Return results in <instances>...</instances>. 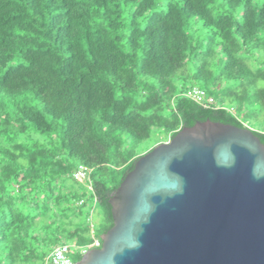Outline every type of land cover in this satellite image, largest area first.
<instances>
[{"label":"trees","instance_id":"1","mask_svg":"<svg viewBox=\"0 0 264 264\" xmlns=\"http://www.w3.org/2000/svg\"><path fill=\"white\" fill-rule=\"evenodd\" d=\"M243 105L264 120V0H0V264L51 256L63 227L91 245L142 156L197 122L244 128ZM81 166L89 228L62 216L87 204Z\"/></svg>","mask_w":264,"mask_h":264},{"label":"water","instance_id":"2","mask_svg":"<svg viewBox=\"0 0 264 264\" xmlns=\"http://www.w3.org/2000/svg\"><path fill=\"white\" fill-rule=\"evenodd\" d=\"M109 203L112 228L77 264H264V144L249 129L183 128Z\"/></svg>","mask_w":264,"mask_h":264},{"label":"rangeland","instance_id":"3","mask_svg":"<svg viewBox=\"0 0 264 264\" xmlns=\"http://www.w3.org/2000/svg\"><path fill=\"white\" fill-rule=\"evenodd\" d=\"M198 87L200 89H202V87H200V85H198ZM203 91H205V90H203ZM206 93H207V96H210V93L208 91H206ZM215 96L217 97L218 95H215ZM230 104L231 103L228 100H226L225 106H227V107L234 106L235 107V105H233V104L230 105ZM242 108H243V112L238 114V115H239L241 121L245 124V127L252 130L253 132L254 131H264V120H262L258 116L256 111L253 108H249V107H246L244 105L242 106ZM227 110L230 111V108H227ZM157 133H158V135L159 134L164 135V133L161 131H158ZM38 138L40 139L41 136H39ZM86 180L79 185H75L74 183H72V185H71V183H69L68 189L76 192V194L77 193L82 194L84 190L88 189V182ZM79 200H80L79 195L75 199L70 198L69 203H71V205L73 207L66 213V215L62 214V216H65L66 219L68 217H70V221H72V222H77V220H78L79 221L78 223H80L81 226H83V225L87 226L88 224L90 225L89 221H87V214L92 213V209L94 208V200L91 198V193L89 191L86 192L85 200L87 201V204L84 207H79V205H78ZM99 211L101 212V210H99ZM99 211L96 210V213H95L94 218H93V223L90 225V226H93L92 231H94V234L90 236L91 240L93 239V241L95 239L101 240V236H102V233L99 230V224L102 223V219H100L98 216ZM91 219H92V217H91ZM62 224H68L65 222V218L62 220ZM89 225H88V228L90 227ZM61 232H63L64 236L62 237V240L59 242L60 243L59 245L63 244L65 242V238H67V236H68V231L65 230L64 227L61 228ZM67 244L71 248V252H72L71 258L75 262L80 261V259H82L80 251L83 247L78 248L75 245V243H72V242H68ZM53 249L54 248H52V251H53ZM48 253H49V248L40 245L38 248V255H37L38 257L33 264H52L51 258H49L50 256H46V257L43 256L44 254H48Z\"/></svg>","mask_w":264,"mask_h":264},{"label":"built area","instance_id":"4","mask_svg":"<svg viewBox=\"0 0 264 264\" xmlns=\"http://www.w3.org/2000/svg\"><path fill=\"white\" fill-rule=\"evenodd\" d=\"M188 96L193 99L194 101L200 103V104H213L214 99L213 98H206L205 93L198 89L194 88L191 91L188 92ZM90 173V170L86 167L81 166L79 170L75 174V178L79 181H83L88 178ZM101 247V241L98 239H95L94 242L89 245L85 246L81 249V256L85 255L90 249L94 248H100ZM72 252L71 248L67 244H62L60 246H57L51 255V261L52 264H77L72 258H71Z\"/></svg>","mask_w":264,"mask_h":264},{"label":"clouds","instance_id":"5","mask_svg":"<svg viewBox=\"0 0 264 264\" xmlns=\"http://www.w3.org/2000/svg\"><path fill=\"white\" fill-rule=\"evenodd\" d=\"M202 90V89H201ZM203 91V90H202ZM204 92V91H203ZM205 93V92H204ZM205 95H206V98H213V97H211V96H207V93H205ZM214 99V98H213ZM198 103V102H197ZM200 104V103H199ZM204 105H206V106H208V105H212V104H207V103H205ZM233 109H231V111H232ZM244 128H246V129H248L247 127H244ZM250 130V129H249ZM252 131V130H251ZM253 132V131H252ZM254 132H256V131H254ZM258 132V131H257ZM255 134V133H254ZM170 141V140H169ZM168 141V142H169ZM165 143H167V142H165ZM101 241V240H100ZM62 245V244H61ZM58 246H60V245H58ZM101 246H102V241H101ZM101 248V247H100ZM100 248H94V249H100ZM55 249V248H54ZM94 249H90V250H94ZM89 250V251H90ZM88 251V252H89ZM53 253V252H52ZM52 255V254H51ZM84 256V255H83ZM83 256H81L82 258H83ZM50 258H51V256H50ZM79 262V261H78ZM77 262V263H78Z\"/></svg>","mask_w":264,"mask_h":264}]
</instances>
